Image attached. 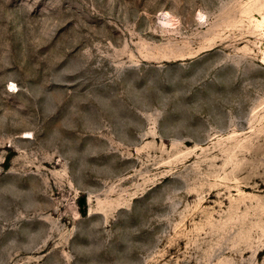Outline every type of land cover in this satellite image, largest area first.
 Here are the masks:
<instances>
[{"label": "rangeland", "instance_id": "374dc122", "mask_svg": "<svg viewBox=\"0 0 264 264\" xmlns=\"http://www.w3.org/2000/svg\"><path fill=\"white\" fill-rule=\"evenodd\" d=\"M0 264H264V0H0Z\"/></svg>", "mask_w": 264, "mask_h": 264}, {"label": "trees", "instance_id": "16d2710c", "mask_svg": "<svg viewBox=\"0 0 264 264\" xmlns=\"http://www.w3.org/2000/svg\"><path fill=\"white\" fill-rule=\"evenodd\" d=\"M79 211L82 215L87 214V199L85 196H80L78 201Z\"/></svg>", "mask_w": 264, "mask_h": 264}]
</instances>
